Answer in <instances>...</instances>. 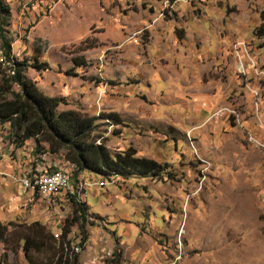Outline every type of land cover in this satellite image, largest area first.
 Here are the masks:
<instances>
[{
	"label": "rangeland",
	"instance_id": "obj_1",
	"mask_svg": "<svg viewBox=\"0 0 264 264\" xmlns=\"http://www.w3.org/2000/svg\"><path fill=\"white\" fill-rule=\"evenodd\" d=\"M2 3L13 58L47 64L26 75L63 99L58 110L98 117L96 132L113 157L131 148L163 168L159 177L71 174L64 152L50 153L45 140L19 147L0 124L3 226L40 222L59 239L79 194L86 222L68 236L79 264H113L114 252L121 264H264V147L250 141L264 145V121L245 84L244 72L253 71L231 52L248 40L251 58L258 62V47L264 63V0ZM76 57L86 65L77 67ZM230 105L235 121L214 116ZM58 171L69 179L50 202L23 185ZM14 247L0 242V264H29ZM31 256L35 264L51 259Z\"/></svg>",
	"mask_w": 264,
	"mask_h": 264
},
{
	"label": "trees",
	"instance_id": "obj_2",
	"mask_svg": "<svg viewBox=\"0 0 264 264\" xmlns=\"http://www.w3.org/2000/svg\"><path fill=\"white\" fill-rule=\"evenodd\" d=\"M0 12L10 15L9 7L0 0ZM264 28V24L261 29ZM261 29L259 31H261ZM264 33V32H263ZM1 50L0 62V124H9L13 140L22 146L29 140H45L50 153L64 152V158L75 174L87 171L102 176L119 175L125 179L134 175L159 177L163 168L157 162L135 157L136 151L129 148L124 154L113 157L107 150L105 141L97 134L98 117L76 110L59 111L63 99L50 97L40 90L36 82L27 77L29 68L43 71L47 64L36 58L29 65L12 56L11 44L3 26L0 25ZM93 45L88 46V48ZM77 67L86 65L83 58H74ZM114 119L112 114L104 116ZM100 142V143H99ZM58 156V155H57ZM73 211L65 222L62 234L57 239L40 222L19 224L9 230L0 223V242L21 247L29 264H35L31 253H50L48 264H79L80 253L76 252L68 239L71 228L79 225L83 229L87 208L79 198H72ZM88 241L83 235L82 249ZM121 252H114L113 264H121Z\"/></svg>",
	"mask_w": 264,
	"mask_h": 264
},
{
	"label": "built area",
	"instance_id": "obj_3",
	"mask_svg": "<svg viewBox=\"0 0 264 264\" xmlns=\"http://www.w3.org/2000/svg\"><path fill=\"white\" fill-rule=\"evenodd\" d=\"M244 47H248V40H240L235 42L231 47V52L236 53L238 56V59L247 62L248 66L253 67V75L258 76H264V63L260 62V50L258 47H252L253 53H256L258 55V62H251L249 61V58L244 57ZM248 91H250V94L260 95L261 89L260 87H252ZM232 105L221 108L217 110L214 116H217L218 118H233L235 121V117L232 114ZM259 114L261 117V120L264 121L263 115L261 113V109H259ZM251 133V132H250ZM70 166L74 167V171L78 172V168L75 167L72 163ZM63 183H67L64 180H54L53 178V172L51 173V178L48 179V184H27L24 182V185L26 186V189L29 191V194L32 197L39 196L41 201L44 202H50V196L52 192H62L63 190ZM77 189V186H73ZM90 189V187H89ZM78 191V190H77ZM30 197L29 199L32 200L33 198Z\"/></svg>",
	"mask_w": 264,
	"mask_h": 264
},
{
	"label": "bare ground",
	"instance_id": "obj_4",
	"mask_svg": "<svg viewBox=\"0 0 264 264\" xmlns=\"http://www.w3.org/2000/svg\"><path fill=\"white\" fill-rule=\"evenodd\" d=\"M248 47H244V57L249 58V61H251V62H257V61H255L254 59L251 58V56H250V50H249ZM241 68L243 70H245L244 63L241 64ZM249 69H251L253 71V67L249 66ZM244 73H245V75L247 77L246 83H245L247 88H249V89L251 88L250 87V84L252 83L253 80H259L260 83H261V85L264 84V76H258V75H253L252 74V76L249 78V76L247 75V72H244ZM254 97H255L254 103H255L256 107L259 108L261 92H260V95H255L254 94ZM250 141L257 143L258 145L260 144L259 147H264L263 143L255 140L253 138H250ZM65 173L66 172L58 171L55 175H53L54 180H64L65 182H67V180L69 178H68V176ZM70 173H71V170H70ZM36 178H37V184H40V183L41 184H48V179H50L51 176L47 177V176L44 175V173H41L39 176H36ZM24 182H26L27 184H33L32 183V180L30 178L24 179L23 180V185H24ZM66 186H67V183H63V188H66ZM24 187L26 189V186L25 185H24ZM78 198L80 200L81 195L78 194Z\"/></svg>",
	"mask_w": 264,
	"mask_h": 264
},
{
	"label": "crops",
	"instance_id": "obj_5",
	"mask_svg": "<svg viewBox=\"0 0 264 264\" xmlns=\"http://www.w3.org/2000/svg\"><path fill=\"white\" fill-rule=\"evenodd\" d=\"M252 85H253V87H260V89H261V97H260V104H259V108H257L256 107V105H254L255 106V114H256V116L259 118V116L257 115L258 113H259V109H261V106H263L264 105V103H263V105H262V103H261V99L263 98V94H264V84H262L261 85V83H260V81L258 80H253L252 81ZM251 96H252V94H251ZM252 98H253V100H255V97L254 96H252ZM253 110V109H252ZM252 115H253V112H252ZM254 139V138H253ZM256 140V139H255ZM258 141V140H257ZM262 143V142H261ZM260 145V144H259Z\"/></svg>",
	"mask_w": 264,
	"mask_h": 264
}]
</instances>
